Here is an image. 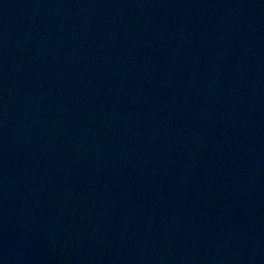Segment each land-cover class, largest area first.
<instances>
[{
	"label": "water",
	"instance_id": "1",
	"mask_svg": "<svg viewBox=\"0 0 264 264\" xmlns=\"http://www.w3.org/2000/svg\"><path fill=\"white\" fill-rule=\"evenodd\" d=\"M0 264H264V0H0Z\"/></svg>",
	"mask_w": 264,
	"mask_h": 264
}]
</instances>
